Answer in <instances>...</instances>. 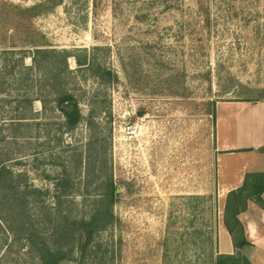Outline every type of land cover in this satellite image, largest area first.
<instances>
[{"label":"rangeland","instance_id":"1","mask_svg":"<svg viewBox=\"0 0 264 264\" xmlns=\"http://www.w3.org/2000/svg\"><path fill=\"white\" fill-rule=\"evenodd\" d=\"M263 96L264 0H0V264H216L217 109Z\"/></svg>","mask_w":264,"mask_h":264},{"label":"crops","instance_id":"2","mask_svg":"<svg viewBox=\"0 0 264 264\" xmlns=\"http://www.w3.org/2000/svg\"><path fill=\"white\" fill-rule=\"evenodd\" d=\"M216 124L218 190L224 196L216 262L231 257L233 264H264V207L255 199L238 201L240 192L251 187L253 176L264 174V96L220 103ZM237 219L243 233L237 231Z\"/></svg>","mask_w":264,"mask_h":264},{"label":"trees","instance_id":"3","mask_svg":"<svg viewBox=\"0 0 264 264\" xmlns=\"http://www.w3.org/2000/svg\"><path fill=\"white\" fill-rule=\"evenodd\" d=\"M34 10V9H32ZM31 10V11H32ZM38 54L42 53V50H37ZM79 64L81 65L82 63L79 61ZM58 107L59 109L62 111V113L64 114L65 118H66V122L67 125L69 126V128H74L76 127L80 121L82 120V113L80 110V104L79 102L76 100L75 97H73L72 95H65L62 96L58 99ZM1 174V171H0ZM248 183V182H247ZM264 174H256L253 176V179L251 181V187L250 188H245V190H243V192L245 191V194L241 193V196L239 194V199L238 201H246L249 199H255L257 201V203H259L261 206L264 207V199H263V193H264ZM112 193L113 195H116V189L114 187H112ZM100 214V213H99ZM236 225L238 226L237 231L239 233H243V227L240 224V222L238 221V219L236 220ZM97 226L96 223V218L92 220V222L90 223V225L88 224H83V228L81 231V235L79 238V250L85 251L87 249V247L90 245V243L92 242L94 233H95V227ZM105 227V225H103V228ZM229 232L231 233L233 239H234V243L235 244H239L234 232L232 229H229ZM242 246L247 245V243H243L241 244ZM40 253H42V260L45 264H59L62 260H63V256L61 254H58L56 256H51L49 253H52L49 249H47L46 247L43 249H40ZM234 262L232 261L231 257H220L217 260L216 264H233ZM245 264H250L248 261H246Z\"/></svg>","mask_w":264,"mask_h":264},{"label":"built area","instance_id":"4","mask_svg":"<svg viewBox=\"0 0 264 264\" xmlns=\"http://www.w3.org/2000/svg\"><path fill=\"white\" fill-rule=\"evenodd\" d=\"M127 133H128L130 136H134V135L137 134V130H136L135 127H129V128L127 129Z\"/></svg>","mask_w":264,"mask_h":264}]
</instances>
